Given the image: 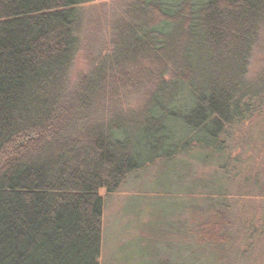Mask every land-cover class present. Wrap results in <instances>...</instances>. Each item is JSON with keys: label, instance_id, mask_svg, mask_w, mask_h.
I'll return each instance as SVG.
<instances>
[{"label": "trees", "instance_id": "trees-1", "mask_svg": "<svg viewBox=\"0 0 264 264\" xmlns=\"http://www.w3.org/2000/svg\"><path fill=\"white\" fill-rule=\"evenodd\" d=\"M258 55L264 0H0V264H100V191L158 166L127 264H264Z\"/></svg>", "mask_w": 264, "mask_h": 264}, {"label": "rangeland", "instance_id": "rangeland-1", "mask_svg": "<svg viewBox=\"0 0 264 264\" xmlns=\"http://www.w3.org/2000/svg\"><path fill=\"white\" fill-rule=\"evenodd\" d=\"M78 68L79 66L77 70ZM262 70L264 56H255L249 69L250 75L255 76ZM262 129L264 132V128ZM203 173L205 175L209 172L206 170ZM166 175L164 169L158 166L131 176L116 193L107 194L105 190L100 191V195L105 199L100 264H127L129 257L138 262L146 253L137 238L139 224L149 221L146 209L157 211L160 215L172 213L174 205L177 207L176 212L179 210V200L166 195ZM159 247L162 252V243ZM149 253L154 252L150 249Z\"/></svg>", "mask_w": 264, "mask_h": 264}]
</instances>
